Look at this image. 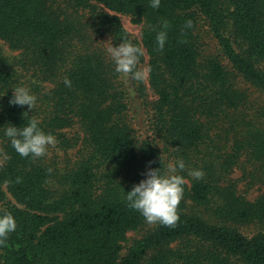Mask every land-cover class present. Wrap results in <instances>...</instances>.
I'll use <instances>...</instances> for the list:
<instances>
[{
    "label": "trees",
    "instance_id": "1",
    "mask_svg": "<svg viewBox=\"0 0 264 264\" xmlns=\"http://www.w3.org/2000/svg\"><path fill=\"white\" fill-rule=\"evenodd\" d=\"M75 1L118 45L130 39L119 14L142 24L140 41H131L143 49L138 67L148 55L158 138L140 137L129 119L126 89L142 96L144 82L116 85L106 53L63 16L60 0H0V40L34 69L23 80L0 53V213L17 224L0 242V264H264V230L248 236L238 228L264 222V190L249 199L231 177L243 157L264 177V122L250 118L237 84L241 76L264 91V0H161L159 9L151 0ZM204 27L221 56L203 60ZM159 32L167 34L162 51ZM20 83L37 96L35 109L9 103ZM32 118L58 141L36 159L21 157L3 135L8 123ZM170 158L186 165L178 222L155 224L125 246L146 222L124 191ZM192 168L203 178L189 176Z\"/></svg>",
    "mask_w": 264,
    "mask_h": 264
},
{
    "label": "clouds",
    "instance_id": "2",
    "mask_svg": "<svg viewBox=\"0 0 264 264\" xmlns=\"http://www.w3.org/2000/svg\"><path fill=\"white\" fill-rule=\"evenodd\" d=\"M161 0H151V7L159 9ZM192 21H186V27L191 28ZM118 46L110 44L105 53L114 65V72L133 82H144L149 69L138 67L143 49L132 43L127 37H122ZM167 39L166 32H159L156 36L157 50L164 49ZM65 86L71 87V80L64 78ZM12 88L11 105L27 106L35 109L37 96L30 87L23 83ZM6 94V93H5ZM28 113V112H25ZM3 135L9 140L11 147L21 157L40 158L48 154L49 148H54L58 141L49 132H45L37 118L28 120L23 126L8 123L3 129ZM161 165L163 158L160 156ZM186 169L182 159L169 160L164 169L148 168L145 178L134 184L129 191H124V200L127 207L137 211L148 224H160L169 228L174 227L179 220L178 205L184 196L185 177L181 174ZM188 175L194 180L204 176L201 169H188ZM17 228L14 216L9 212L0 213V242L7 239L8 235Z\"/></svg>",
    "mask_w": 264,
    "mask_h": 264
},
{
    "label": "rangeland",
    "instance_id": "3",
    "mask_svg": "<svg viewBox=\"0 0 264 264\" xmlns=\"http://www.w3.org/2000/svg\"><path fill=\"white\" fill-rule=\"evenodd\" d=\"M62 4L63 16L73 22L74 24L82 25L83 29H88L89 35L92 36L90 41L99 47V49L105 52V49L112 44L113 46H118V43L114 40V37L105 31L104 28H98V20L95 16L90 12L89 8L79 7L75 0H60ZM97 8L101 11H107L109 13H113L105 8L101 4H97ZM123 27L129 34L130 40L132 41H140L141 38V30L142 24L135 23L133 19L128 15H118ZM202 39H203V60L209 55L219 54L221 56V51L219 44L213 38L210 33V30L207 27H204L202 30ZM120 44V43H119ZM0 53L3 57L8 60L13 71L16 74L23 76V80L26 78H31L34 75V69L29 64V60H27L24 54L19 50L12 49L6 42L0 40ZM107 56V55H106ZM145 61L141 64V67L148 69V55L144 51ZM108 63L114 67L112 61L107 56ZM226 66H229L228 60L225 57L221 58ZM115 76L114 82L119 87L122 83L128 82L125 77L117 76L116 73H113ZM38 79L34 76V81L37 83ZM132 81L130 80V83ZM238 88L243 91L247 95L248 102V113L250 118L253 119V122H257L259 120L264 122V91L259 89L253 83L247 81L245 78L238 76L237 78ZM144 85L146 86L145 93L140 96L137 90L126 89L127 99L129 101V110L128 115L131 123L136 130L137 134L142 137H152L158 138L154 133L153 129V103L156 100L157 96L153 92V90L149 86V79L144 81ZM125 86V85H124ZM126 88V87H125ZM162 147L163 145L160 144ZM170 153L165 154V158H168ZM62 157V153H60ZM169 160H174L170 158ZM3 163V157L0 152V165ZM231 177L238 183L239 192L245 194L249 199L256 198L263 190H264V177L263 175L255 168V166L249 164L246 161V157H243V163L239 164L234 168L233 174ZM192 203V202H190ZM197 212L202 213L204 215L210 216L208 212H205L204 207H197ZM194 209V208H193ZM155 224L146 223L139 231L130 232L127 236V242L125 246H130L133 241L138 238H141L146 231H148ZM245 235L253 236L259 231L264 230V222H252L250 224L240 225L238 227ZM2 258L0 257V262Z\"/></svg>",
    "mask_w": 264,
    "mask_h": 264
}]
</instances>
